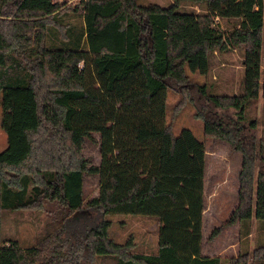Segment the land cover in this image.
Here are the masks:
<instances>
[{
	"label": "trees",
	"instance_id": "obj_1",
	"mask_svg": "<svg viewBox=\"0 0 264 264\" xmlns=\"http://www.w3.org/2000/svg\"><path fill=\"white\" fill-rule=\"evenodd\" d=\"M190 1L202 9L182 8L180 0H78L71 9L79 24L65 25L59 15L69 7L60 0H0V127L7 141L0 150V264H82L95 256L106 264L264 259V242L256 234L250 249L247 236L252 217L256 230L264 227V135L252 133L255 119L246 118L250 100L264 98V0ZM215 15L235 22L220 29ZM230 46L243 48V90L206 92L202 83L198 104L189 72L207 73L211 52ZM169 88L181 94L176 111L190 100L203 134L241 152L238 201L210 233L239 221L244 238L236 256L201 253L205 148L189 127L174 133L165 120ZM93 132L98 163L82 155ZM84 172L99 183L83 203ZM44 203L54 230L29 246L2 238L4 209ZM81 206L92 211L91 222L70 232L66 220ZM110 214L153 216L155 250L112 238Z\"/></svg>",
	"mask_w": 264,
	"mask_h": 264
},
{
	"label": "rangeland",
	"instance_id": "obj_2",
	"mask_svg": "<svg viewBox=\"0 0 264 264\" xmlns=\"http://www.w3.org/2000/svg\"><path fill=\"white\" fill-rule=\"evenodd\" d=\"M78 0H60L65 9L60 14V21L63 24L75 22L79 24L81 15L71 9ZM156 1L165 3L171 0H138L140 3ZM72 6V7H71ZM179 6L182 8L201 10L196 2L190 0H180ZM61 7V8H62ZM213 22L220 29H227L235 20L223 19L218 16L213 17ZM53 29V28H52ZM56 36L62 34L63 28H58ZM52 37V32H47V36ZM49 38V37H47ZM243 48L228 47L224 50L211 52L210 67L207 73L189 72V89L195 102L203 101L202 94L198 90V85L204 83L206 92L215 93H239L243 90ZM181 97L180 92L169 88L166 96L165 120L170 122L174 133H178L181 127H189L193 133L203 141L205 148L204 166V214L202 219L203 247L205 252L212 248L220 254L232 255L239 251L240 233L237 223H232L218 229L215 236H210L211 230L216 225L225 221L230 211L238 200V171L241 165V152L234 148L226 139L215 136L204 135L201 117L194 115L196 106L187 101L183 106L175 110V103ZM204 107V103H202ZM246 118L254 117L255 126L250 131L256 136L264 135V98L259 94L246 105ZM215 110L222 114L237 116V111L233 106L215 107ZM1 113V109H0ZM244 120L247 126L248 121ZM94 139L85 138L82 145V155L87 158L88 163H98L100 153L98 150V133L93 132ZM6 145V134L0 127V150ZM99 177L95 173L84 172L83 175V203L98 192ZM81 206L78 210L69 213L66 220L68 230L76 231L85 224H89L92 211ZM50 204L44 203L42 206H31L18 209H4L1 216L2 238H15L21 246L36 244L39 238L49 230H54L57 225L50 223L52 212ZM112 223L108 228L109 235L116 241L123 242L131 239L134 250L150 251L157 246V223L153 216L141 214H110ZM78 224V225H77ZM77 227V228H76ZM76 228V229H75ZM69 232V233H70ZM264 233V231L262 232ZM260 233L252 228L250 238ZM7 243V242H6ZM252 246H249L251 248ZM250 259V258H249ZM106 259L99 256L92 257L82 264H106ZM246 264H257L256 260H250ZM264 264V262H262Z\"/></svg>",
	"mask_w": 264,
	"mask_h": 264
},
{
	"label": "crops",
	"instance_id": "obj_3",
	"mask_svg": "<svg viewBox=\"0 0 264 264\" xmlns=\"http://www.w3.org/2000/svg\"><path fill=\"white\" fill-rule=\"evenodd\" d=\"M5 132V131H4ZM6 134V133H5ZM6 143H7V141H6ZM6 146V145H5ZM4 146V147H5ZM237 191H238V187H237ZM238 201V200H237ZM237 203V202H236ZM236 205V204H235ZM205 208V207H204ZM204 208H203V214H202V219H205V214H204ZM232 211V210H231ZM230 211V212H231ZM229 216V215H228ZM228 218V217H227ZM203 222V221H202ZM224 222V221H223ZM222 223V222H221ZM233 223H237L238 224V229H239V233H240V222L239 221H235V222H233ZM229 224H232V223H229ZM229 224H225V225H223L222 227H220L219 228V230L220 229H222L223 227H226L227 225H229ZM216 226H218V225H216ZM215 226V227H216ZM255 228V230H256V219L254 218V217H252L251 218V227H250V231L248 232V234H247V236H250V234H251V231H252V228ZM214 228V227H213ZM257 232H259L260 234L258 235L259 237H260V239L262 240V242L261 243H263L264 242V233H262L263 231H264V227H262V228H259V229H257L256 230ZM217 232L218 231H216V233L212 236V237H214V238H216L217 236H215L216 234H217ZM240 236V238H239V249H240V245H241V240L244 238V236L243 235H239ZM253 243H254V237L253 238H250V237H248V246H252L253 247ZM252 247L250 248V249H252ZM201 253L202 254H205V255H219V256H225L224 254H220V252L219 251H215L214 252V249L212 248L209 252L207 251V252H205V249H204V247H203V231H202V238H201ZM237 253H238V251L236 252V253H234V254H232V255H227V256H236L237 255ZM250 262H251V258H250ZM256 262H257V264H262V262H264V259L262 260V259H256Z\"/></svg>",
	"mask_w": 264,
	"mask_h": 264
}]
</instances>
